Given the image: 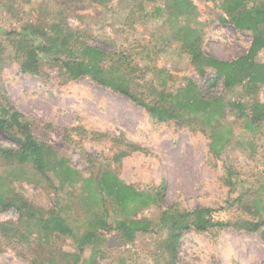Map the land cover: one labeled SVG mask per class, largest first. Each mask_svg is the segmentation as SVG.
<instances>
[{"label":"rangeland","instance_id":"obj_1","mask_svg":"<svg viewBox=\"0 0 264 264\" xmlns=\"http://www.w3.org/2000/svg\"><path fill=\"white\" fill-rule=\"evenodd\" d=\"M190 1L195 9L184 22L185 17L166 9V0L144 1L140 10L130 0H112L106 6L92 0H0V106L19 112L27 130L67 159L81 177L95 178L110 170L138 192L162 187L160 201L135 216L152 221L154 228L136 232L127 241L117 228L125 214L104 194L102 205L85 204L79 182L63 184L50 172L47 180L30 165L0 158L5 184L10 180V187L28 200L37 215L59 213L73 233H52L36 223L26 229L19 226L14 209L0 212V222L9 225L8 236L0 230V264H72L66 253L78 255L79 264L93 260L96 264H264L262 235L235 226L264 219L255 207V199L264 202V115L259 131L250 133L235 117L234 107L239 101L249 113L256 103H264V84H249L248 77L233 88H225L221 79L209 82L214 71L205 68L207 74L200 76L194 70L189 56L179 49L177 29L185 24L196 28L202 53L226 62L246 55L252 37L222 23L221 17H228L217 3ZM259 2L264 0H250L247 7ZM156 8L162 11L157 13ZM26 23L39 27L45 36L52 24L61 23V39L53 42L59 49L62 43L73 42L68 35L78 32L89 46L131 57V65L140 68L130 74L131 85L147 101L160 91L173 95L195 83L205 97L222 100L224 114L217 117L222 125L217 131L230 129L224 135L228 143L213 155L208 148L209 127L182 126L178 120L157 122L142 107L87 76L71 80L59 74L55 63L42 62L38 75L22 73L9 41L19 36ZM253 60L264 65V48ZM198 122L203 125V120ZM0 147L16 149L18 144L0 129ZM121 152L126 155L118 157ZM227 170L232 187L224 180ZM101 207L107 210L110 229L96 230V240L83 244L80 238ZM172 207L179 211L208 208L212 222L227 226L181 231L173 258L168 247L171 233L158 224L161 212ZM14 226L25 238L12 236Z\"/></svg>","mask_w":264,"mask_h":264},{"label":"trees","instance_id":"obj_2","mask_svg":"<svg viewBox=\"0 0 264 264\" xmlns=\"http://www.w3.org/2000/svg\"><path fill=\"white\" fill-rule=\"evenodd\" d=\"M134 1L138 10L142 8V4L147 0H130ZM154 1V0H149ZM166 9L170 10L172 15L185 17L184 22L190 17V11L195 6L190 0H166ZM218 4L220 10L228 17L225 20L221 17L222 23H230L238 32H248L251 34L252 41L249 51L246 55L231 61H221L210 56H206L201 50V37L197 33V29L185 24L178 27L180 38L181 52L189 56L190 64L194 70L200 75L205 76L210 68L214 71V77L209 82L214 83L217 80H223L225 88H233L240 84L242 80L248 77V83L255 85L264 84V65L256 63L253 59L256 54L264 48V3H256L251 7H247L250 0H205ZM99 6H106L112 0H92ZM155 11L160 13V8ZM60 24L51 25L48 36L43 33L39 27L26 23L22 25V32L16 36L13 41H9L15 50V55L19 60L20 70L24 74L38 75L42 62L55 63L59 70V74L67 76L71 80L87 76L92 82L112 89L119 93L134 104L142 107L149 116L153 117L157 122L163 123L172 120L180 121L182 126H191V123L200 124L201 128H210V142L208 148L211 154L219 155L224 146L228 143V139L224 136L231 133L230 129L219 130L220 122L218 116L224 114L223 102L217 98H207L196 87L195 83H188L184 88L176 91L173 95L165 94L164 91L158 92L152 100L147 101L144 95L137 93L129 78L131 73L136 70L140 71L137 65L132 66V58L114 53H105L102 50L89 46L84 40H80L78 32L75 36L68 35L72 39V43L68 46L63 45L64 53H61L56 43L61 39ZM41 37V40L39 39ZM64 54V55H62ZM52 56V57H51ZM117 63L118 66L114 67ZM146 70H150L146 68ZM151 71V70H150ZM159 73H162L161 71ZM234 107L238 109V115L235 116L240 120L241 125L250 133L259 131L261 121L264 115V103H256V105L246 112V107L239 101L235 102ZM205 118V119H203ZM203 120V125L198 122ZM215 120L214 124L211 121ZM205 121V123H204ZM204 126V127H203ZM218 127V128H217ZM0 129L7 135L12 137L18 144L16 149H4L0 147V158L11 161L17 165H30L37 173L50 180L49 172L53 177L59 179L63 184L74 185L79 182L82 201L85 204L97 206L102 205V194L106 198L113 200L116 205L121 208L125 214L122 220L117 223V228L122 232V239L131 241L136 232L148 233L153 228V222L148 219H136L135 216L143 209L157 204L161 199L162 187L155 191L138 192L134 187L127 185L118 179L110 170L103 171L97 177L92 176L83 178L73 168L67 164V159L58 157L50 146L39 141L31 134L24 121L22 115L13 108L0 106ZM97 135V133H91ZM100 136V135H98ZM100 137H103L101 135ZM126 155L121 152L118 157ZM117 156V155H116ZM264 161V155H263ZM228 176L225 180L230 187L233 183L230 179L231 173L227 170ZM5 179L0 175V212L14 209L18 214L19 226L26 229L29 223H36L46 231L73 235L71 229L66 225L65 220L59 213L56 215L48 213L37 215L28 200L18 191L12 189L5 184ZM255 207L264 214V202L255 199ZM102 211L99 215L96 213L93 219H90L88 225L91 227L86 231L81 241L87 244L96 240L95 231L98 229L109 230L110 226L107 221V210L101 207ZM210 209L202 207L193 211H179L176 208L163 210L159 216V226H167L171 233L168 238V247L173 255L174 244L180 238L181 231L194 229L196 231H207L213 226L224 227L227 224L214 223L209 218ZM8 223L0 222V230L6 235L8 232ZM19 226L11 228L12 236L19 235L24 237ZM237 226L252 233L259 232L264 238V219L243 221ZM30 232V231H29ZM4 234V235H5ZM8 236V235H7ZM171 241V243L169 242ZM71 257L72 264H79L80 257L75 254L66 253ZM96 261L93 260V263ZM90 263V264H93ZM37 264V263H33ZM96 264V263H95Z\"/></svg>","mask_w":264,"mask_h":264}]
</instances>
